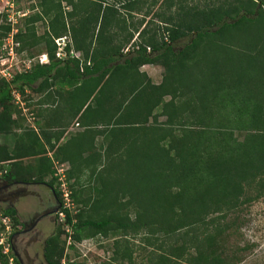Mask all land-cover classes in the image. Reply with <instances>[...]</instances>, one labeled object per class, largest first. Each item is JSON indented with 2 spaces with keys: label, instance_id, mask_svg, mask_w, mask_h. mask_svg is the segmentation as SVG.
Listing matches in <instances>:
<instances>
[{
  "label": "trees",
  "instance_id": "trees-1",
  "mask_svg": "<svg viewBox=\"0 0 264 264\" xmlns=\"http://www.w3.org/2000/svg\"><path fill=\"white\" fill-rule=\"evenodd\" d=\"M29 9L16 32L0 14V39L14 34L18 52L40 47L49 62L0 79V136L15 139L0 144V178L45 183L64 202L58 167L67 164L76 211L64 203L59 219L77 243L119 237L115 263L136 264L130 239L140 238L149 264H227L218 252L237 221L228 217L264 198V0H36ZM135 34L132 58L110 67ZM65 35L77 55L58 59ZM149 64L163 69L159 85L140 71ZM16 93L41 135L24 127ZM64 234L48 241L52 263L65 256ZM11 258L0 245V264Z\"/></svg>",
  "mask_w": 264,
  "mask_h": 264
},
{
  "label": "rangeland",
  "instance_id": "rangeland-1",
  "mask_svg": "<svg viewBox=\"0 0 264 264\" xmlns=\"http://www.w3.org/2000/svg\"><path fill=\"white\" fill-rule=\"evenodd\" d=\"M35 2L36 0L17 1L16 10L21 13H32L29 8ZM0 5L4 6L5 1H0ZM148 7L149 5H146L144 11H147ZM161 8H163L161 3H158L157 6L151 8L150 16L146 18V21H153L150 25L151 28H154L156 23H158L154 14L159 12ZM15 14V11H10L8 13L9 16L12 15L13 17H15ZM23 19L24 18L19 19L18 23L14 24V32L17 31V28L24 27ZM140 19H142V15L136 16L135 20L138 22ZM37 31L39 35L44 34L42 24H38ZM13 38L14 34H11L9 39H0V79L6 77L10 80L11 75L18 73L19 71L29 69L35 63H42L41 59L42 61L45 60V62L48 60L47 58H42L43 54L40 53V47L39 49H27L22 53L18 52V45L12 43ZM181 47L182 46H179L178 48L181 49ZM29 53H32L33 58L29 57ZM14 99L15 101L13 103L16 107H22L21 109H23V115L27 118V123H33L35 120L33 119V115H31L33 107H29L30 110L24 109L27 106L17 93L14 94ZM162 120H164V118ZM65 171L66 167H60L58 170V175L60 176V191L62 188V179L65 181ZM24 204L26 205V202ZM69 205L70 206L68 208L71 211H76V206L73 201L70 202ZM22 206L23 205H19L18 208H21ZM1 213L2 211L0 210V241L3 240L2 247L4 251L10 253L9 240L12 232L15 231V228L10 225L9 219L4 217ZM59 218L62 219L60 214L58 215V219ZM235 219H237V221L234 227L219 238L220 246L218 253L227 264H264V198H261L252 204L245 205L239 210L233 212L231 216L228 217L227 222H234ZM59 221L62 231L65 232L62 236V240L66 241V252L64 258L62 259L64 264H72L73 262L82 264H120V262L115 263L112 261V257L114 255L113 245L115 241L120 239L119 237L110 236L108 238H87L83 242L77 243L70 238L72 232L64 225V220L59 219ZM130 242L132 247L136 249V252L134 253L135 263L149 264L148 260L152 249H145L140 238L130 239ZM10 262L11 264H14L12 260Z\"/></svg>",
  "mask_w": 264,
  "mask_h": 264
},
{
  "label": "flooded vegetation",
  "instance_id": "flooded-vegetation-1",
  "mask_svg": "<svg viewBox=\"0 0 264 264\" xmlns=\"http://www.w3.org/2000/svg\"><path fill=\"white\" fill-rule=\"evenodd\" d=\"M19 205L23 206L18 208ZM63 206L64 202L54 189L45 183L15 184L0 178V210L15 211V216L6 217L15 228L9 240V252L13 255V262L58 264L49 261L46 250L48 241L61 228L58 215ZM59 264H64L63 260Z\"/></svg>",
  "mask_w": 264,
  "mask_h": 264
},
{
  "label": "crops",
  "instance_id": "crops-1",
  "mask_svg": "<svg viewBox=\"0 0 264 264\" xmlns=\"http://www.w3.org/2000/svg\"><path fill=\"white\" fill-rule=\"evenodd\" d=\"M136 16H138V15H136ZM137 36L138 35L135 34L134 39L130 42V44L128 46H126L123 49L122 53L118 57H116V62L113 63L110 67H114L116 65L123 64V63H125V61L127 59H131L132 58L131 55H132L133 44L137 40ZM48 62H49V59L45 63H48ZM140 71L146 73L152 79L154 85H159L162 82L163 69H162L161 66L151 65V64L144 65V66L141 67ZM49 91H52V89H50ZM45 94L46 93H44L43 95H45ZM43 95H37L35 97V99L36 100L41 99V97H43ZM58 100L59 99L56 98V100L53 101V102H55L54 105L52 104L53 103L52 102L51 103V106L55 108L58 105ZM49 102H47V103H49ZM49 106H50L49 104H45L44 105L45 108L46 107H49ZM33 119H35V121L33 123H30V124L27 123V121H24V123H23L24 124V127H26V128L27 127H34L36 129V131H38L37 133H39V135H41L42 131L45 129L43 127V123H39V124L36 123L37 120L38 121H41V118H37L36 115H35V117ZM61 119H64V118H61ZM73 124H74V122L72 123L71 126H75ZM70 127H69L70 131H78L79 130V128L76 127V126L75 127H72V128H70ZM14 142H15V139L12 136H9V137H2V136H0V144L1 143H7L9 146H13L14 145ZM42 143H43V145L46 148H49V145H48V143L46 141L42 140ZM52 155H53L52 153L49 154V156H52ZM60 167L61 168L66 167V170L68 169V165L67 164H61L58 167V170H59Z\"/></svg>",
  "mask_w": 264,
  "mask_h": 264
},
{
  "label": "built area",
  "instance_id": "built-area-1",
  "mask_svg": "<svg viewBox=\"0 0 264 264\" xmlns=\"http://www.w3.org/2000/svg\"><path fill=\"white\" fill-rule=\"evenodd\" d=\"M0 1H5V5L4 6H1L0 5V14H4V13H9L10 11H15L16 14H15V17H13L12 15L9 16V20L12 22V23H18V18L20 17H25L27 15V13H21L19 11H16L15 9V5H14V0H0ZM56 44H57V52H56V57L58 59H62V58H66V57H69V56H75L77 55L75 53L74 50H71V51H67L66 50V46L71 43V39L69 36L65 35V36H62V37H59L55 40ZM12 43L14 44V41H12ZM12 49V48H11ZM13 51V50H11ZM47 58L48 59V56L47 55H42V58ZM41 62H45V60L42 61L41 59ZM64 178V177H63ZM64 179H62V188H61V192H62V195H63V198H64V202H65V207H69L70 205V190L68 188V185L66 183V180L64 181ZM61 217L62 219L64 218V214L62 213L61 214ZM0 244L2 245L3 244V240L0 241ZM7 253V251H5Z\"/></svg>",
  "mask_w": 264,
  "mask_h": 264
},
{
  "label": "clouds",
  "instance_id": "clouds-1",
  "mask_svg": "<svg viewBox=\"0 0 264 264\" xmlns=\"http://www.w3.org/2000/svg\"><path fill=\"white\" fill-rule=\"evenodd\" d=\"M70 37V36H69ZM70 39H71V43H69V44H72V38L70 37ZM14 41V40H13ZM43 55H47V54H43ZM49 59V58H48ZM42 64H45V63H42ZM8 253V252H7Z\"/></svg>",
  "mask_w": 264,
  "mask_h": 264
}]
</instances>
